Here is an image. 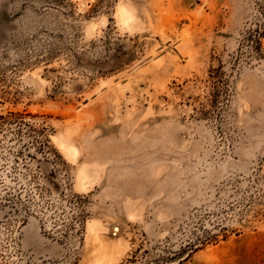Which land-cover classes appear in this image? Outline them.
Segmentation results:
<instances>
[{"label":"rangeland","instance_id":"obj_1","mask_svg":"<svg viewBox=\"0 0 264 264\" xmlns=\"http://www.w3.org/2000/svg\"><path fill=\"white\" fill-rule=\"evenodd\" d=\"M0 264H264V0H0Z\"/></svg>","mask_w":264,"mask_h":264},{"label":"bare ground","instance_id":"obj_2","mask_svg":"<svg viewBox=\"0 0 264 264\" xmlns=\"http://www.w3.org/2000/svg\"><path fill=\"white\" fill-rule=\"evenodd\" d=\"M118 17L121 19V21H125V19L128 17V14L123 9H120L118 12ZM59 147L66 155L73 156L75 154V150L72 147H65L62 143H59Z\"/></svg>","mask_w":264,"mask_h":264}]
</instances>
